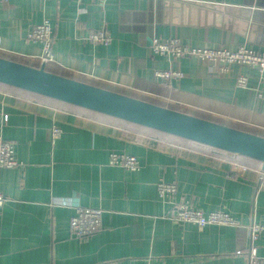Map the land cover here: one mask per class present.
Returning a JSON list of instances; mask_svg holds the SVG:
<instances>
[{
	"label": "crops",
	"instance_id": "0c3cea01",
	"mask_svg": "<svg viewBox=\"0 0 264 264\" xmlns=\"http://www.w3.org/2000/svg\"><path fill=\"white\" fill-rule=\"evenodd\" d=\"M48 21L53 61L26 35ZM103 30L108 45L87 40ZM200 48L264 52V0H6L0 5V58L166 107L264 138V101L257 71L230 66L219 75L206 62L169 61L153 39ZM213 69V67H212ZM174 70L182 79H158ZM238 75L248 88L237 89ZM55 124L60 136L52 142ZM0 139L22 166L0 171V264H247L251 245L264 260L262 164L142 126L0 84ZM111 152L138 159L128 172L108 165ZM246 165L230 174V162ZM176 184L173 203L156 183ZM205 214L223 211L237 227H197L172 217L175 204ZM71 205L103 210V230L86 239L69 233ZM240 252L241 254H237Z\"/></svg>",
	"mask_w": 264,
	"mask_h": 264
},
{
	"label": "built area",
	"instance_id": "2783aa9c",
	"mask_svg": "<svg viewBox=\"0 0 264 264\" xmlns=\"http://www.w3.org/2000/svg\"><path fill=\"white\" fill-rule=\"evenodd\" d=\"M61 1V0H59ZM104 3L105 0H98ZM190 1V0H180ZM6 0H0V5ZM27 39L34 43H39L42 47V55L40 57L43 64L53 61L52 46V27L48 21L34 26L26 35ZM87 40L94 44L108 45L110 37L103 31L90 32ZM150 50L153 55L165 57L169 61H178L181 59L193 58L201 62L209 63L219 75H226L230 71V66L247 67L257 71L259 75L258 85L253 89L257 100L264 101V52L258 51L246 46L239 45L235 50L225 48H200L181 43L176 38L153 39L150 44ZM158 79L169 81L171 79H182L184 74L180 71L166 70L155 73ZM237 89H247L248 81L243 75H238L235 80ZM61 134V130L52 124L49 130V138L52 142ZM108 165L119 167L128 172H135L140 169L138 159L131 155L111 152L108 156ZM22 166L15 157V149L12 143L0 139V171L3 169H11ZM249 168L238 161L230 162V174L232 176H241ZM256 180L260 188H264V166H259L254 171ZM176 184L159 181L156 183V192L158 199L163 202L173 203L176 195ZM5 199L0 194V208ZM176 209L173 219L181 223H189L197 227H205L208 225L231 226L237 227L238 222L229 214L223 211H215L203 213L199 210L192 209L186 204H175ZM74 214L69 221V233L76 239H86L103 230L102 216L103 210L100 208L82 207L79 205H71ZM248 235L253 243L260 233H264V224L252 223L248 227ZM237 254H241L237 252ZM247 264H264V260L256 255V249L251 245L247 253Z\"/></svg>",
	"mask_w": 264,
	"mask_h": 264
},
{
	"label": "water",
	"instance_id": "95a60500",
	"mask_svg": "<svg viewBox=\"0 0 264 264\" xmlns=\"http://www.w3.org/2000/svg\"><path fill=\"white\" fill-rule=\"evenodd\" d=\"M0 84L195 142L264 166V138L0 58Z\"/></svg>",
	"mask_w": 264,
	"mask_h": 264
},
{
	"label": "rangeland",
	"instance_id": "374dc122",
	"mask_svg": "<svg viewBox=\"0 0 264 264\" xmlns=\"http://www.w3.org/2000/svg\"><path fill=\"white\" fill-rule=\"evenodd\" d=\"M196 117V116H195ZM198 118V117H197ZM202 119V118H201ZM205 120V119H204ZM208 121V120H207Z\"/></svg>",
	"mask_w": 264,
	"mask_h": 264
}]
</instances>
